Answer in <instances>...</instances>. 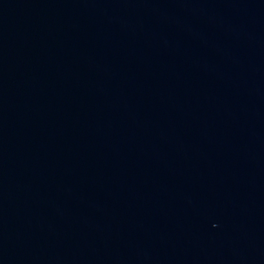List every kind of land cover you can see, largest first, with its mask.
I'll use <instances>...</instances> for the list:
<instances>
[{"label":"water","instance_id":"obj_1","mask_svg":"<svg viewBox=\"0 0 264 264\" xmlns=\"http://www.w3.org/2000/svg\"><path fill=\"white\" fill-rule=\"evenodd\" d=\"M0 264H264V0H0Z\"/></svg>","mask_w":264,"mask_h":264}]
</instances>
